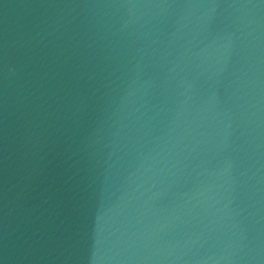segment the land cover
Returning a JSON list of instances; mask_svg holds the SVG:
<instances>
[{"label": "water", "instance_id": "1", "mask_svg": "<svg viewBox=\"0 0 264 264\" xmlns=\"http://www.w3.org/2000/svg\"><path fill=\"white\" fill-rule=\"evenodd\" d=\"M0 264H264V0H0Z\"/></svg>", "mask_w": 264, "mask_h": 264}]
</instances>
